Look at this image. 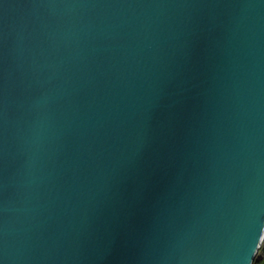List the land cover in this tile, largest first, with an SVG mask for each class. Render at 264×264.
<instances>
[{
	"label": "water",
	"instance_id": "water-1",
	"mask_svg": "<svg viewBox=\"0 0 264 264\" xmlns=\"http://www.w3.org/2000/svg\"><path fill=\"white\" fill-rule=\"evenodd\" d=\"M264 0H0V264H252Z\"/></svg>",
	"mask_w": 264,
	"mask_h": 264
},
{
	"label": "snow or ice",
	"instance_id": "snow-or-ice-1",
	"mask_svg": "<svg viewBox=\"0 0 264 264\" xmlns=\"http://www.w3.org/2000/svg\"><path fill=\"white\" fill-rule=\"evenodd\" d=\"M262 234H264V232H260L259 236H258V241L260 242ZM259 245V243L256 244V248ZM252 264H264V245H261L259 247V250L255 252V255L253 256L252 259Z\"/></svg>",
	"mask_w": 264,
	"mask_h": 264
},
{
	"label": "trees",
	"instance_id": "trees-1",
	"mask_svg": "<svg viewBox=\"0 0 264 264\" xmlns=\"http://www.w3.org/2000/svg\"><path fill=\"white\" fill-rule=\"evenodd\" d=\"M261 245H264V238H263V240H262V242H261L260 246H261Z\"/></svg>",
	"mask_w": 264,
	"mask_h": 264
},
{
	"label": "clouds",
	"instance_id": "clouds-1",
	"mask_svg": "<svg viewBox=\"0 0 264 264\" xmlns=\"http://www.w3.org/2000/svg\"><path fill=\"white\" fill-rule=\"evenodd\" d=\"M257 243H259V241H257Z\"/></svg>",
	"mask_w": 264,
	"mask_h": 264
}]
</instances>
